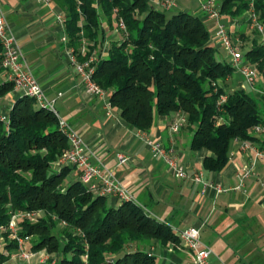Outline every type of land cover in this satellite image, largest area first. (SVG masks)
<instances>
[{
	"label": "trees",
	"instance_id": "16d2710c",
	"mask_svg": "<svg viewBox=\"0 0 264 264\" xmlns=\"http://www.w3.org/2000/svg\"><path fill=\"white\" fill-rule=\"evenodd\" d=\"M53 1L64 13L67 44L79 59L98 50L92 78L133 128L148 131L155 114L181 112L193 127L190 148L211 153L202 161L208 171L223 169L233 140H256L252 128L261 122L264 96L218 83L235 70L216 57L211 30L200 16L185 11L168 15L150 0ZM218 6L228 19L242 20L252 12L264 27V0H220ZM119 19L124 35L103 53L108 31ZM242 58L256 66L261 79L256 88L264 92V43L254 39ZM12 88L11 82L1 83L0 98ZM8 118L7 125L0 121V225L7 226L15 211L43 212L35 223L18 221L19 235L37 236L28 251L56 253L57 264H158L142 245H178L168 224L132 201L112 207L107 197L93 194L79 180L64 184L72 166L52 170L68 146L52 111L23 95L14 101ZM57 226L58 234L53 231ZM8 233L1 234L7 238ZM5 247L15 250L16 242L7 240ZM9 255L0 249V264Z\"/></svg>",
	"mask_w": 264,
	"mask_h": 264
},
{
	"label": "crops",
	"instance_id": "0c3cea01",
	"mask_svg": "<svg viewBox=\"0 0 264 264\" xmlns=\"http://www.w3.org/2000/svg\"><path fill=\"white\" fill-rule=\"evenodd\" d=\"M162 1L150 0L157 8H162ZM205 1L181 0L170 8L200 16L206 26H210V42L217 51L216 57L230 64L227 50L214 35V21L208 19L201 9ZM214 1L218 4L220 0ZM0 5L24 64L30 68L47 97L61 94L56 98L55 108L59 116L82 137L86 151L91 152L90 161L111 170L130 192L133 203L147 215L168 224L173 231L199 228L202 241L213 251L209 264H264V155L257 158L254 154V149L264 153L263 133H253L256 140H248V148L242 147V140H233L223 169L205 170L202 161L211 153L205 148H190L193 127L183 121L176 132L170 131L172 122L184 119L181 112L155 114L151 128L140 131L122 118L118 108H106L108 98L87 94L80 75L66 58V46L62 42V37L66 35L65 16L53 0H0ZM220 21L233 36L239 38L240 43L251 45L254 39L260 42V36L251 28L252 24L250 27L244 22L246 14L242 20L221 15ZM103 25L106 26L105 23ZM119 39L111 34L106 41ZM107 47H103V53H106ZM3 82L1 70L0 84ZM218 83L224 89L242 88L259 96L237 71ZM260 83L258 76V88ZM20 96L22 93L12 88L0 98V110L8 113ZM260 112V124L264 128V102H260ZM147 137L172 150L187 173L200 174L201 181L175 176L160 156L152 155L145 142ZM117 152L128 155V161L118 164ZM55 169L52 166V170ZM245 171L247 174L242 176ZM75 180H78V172L72 167L64 181L70 183ZM204 183L208 185L206 188ZM216 187L221 191L217 192ZM107 200L112 207L120 204L114 197H107ZM1 245L3 253L11 255L2 264H16L18 258L14 256L15 251L8 252ZM142 248L155 256L158 264L194 263L191 252L180 242L177 246L166 247L150 241ZM35 256L34 263H40L39 256Z\"/></svg>",
	"mask_w": 264,
	"mask_h": 264
},
{
	"label": "built area",
	"instance_id": "2783aa9c",
	"mask_svg": "<svg viewBox=\"0 0 264 264\" xmlns=\"http://www.w3.org/2000/svg\"><path fill=\"white\" fill-rule=\"evenodd\" d=\"M174 5L172 0H163L161 3L162 8L169 9ZM201 9L205 12L206 17L214 21L215 24V37L221 43V45L227 50L230 57V65L235 71L239 73L242 80L250 86L253 90L257 91L260 95L264 96V92L257 89L258 70L254 64L248 61H244L242 53L238 47V42L232 40L228 33L227 27L221 23V14L219 6L214 0H206L201 4ZM251 17L252 26L255 27L260 36V42L264 43V27L257 21L256 16L252 12H247ZM61 20L62 16H58ZM118 29L125 31V24L122 19L117 21ZM67 36L62 37V42L65 43V55L66 58L74 68L77 74L80 75L82 84L87 94L91 96H97L100 98H108V93L101 88L92 78L94 72V64L97 60V55L92 54L83 60H80L78 53L67 44ZM0 66L4 75L5 82H11L13 89L22 93V96H28L35 99L39 107H43L52 111L58 119V125L61 132L67 139V148L62 151L56 161L53 163L54 168L60 169L65 166H72L78 172V180L85 184L89 191L95 195H101L105 197H114L119 203L124 201H132L130 192L116 179L113 172L105 167L95 164L90 161L91 152L86 151L85 143L80 134L70 126L67 121L60 117L56 108V98L61 94L58 93L57 97L49 98L44 94V91L39 84L38 80L33 75L30 68L26 67L23 62L20 49L17 47L14 37L8 30V26L5 20L4 12L0 5ZM85 54V48L82 46L80 49V55ZM225 100L224 96H221V102ZM106 108L110 109L112 106L107 99ZM0 121L6 123L9 122L8 113L0 110ZM184 119L172 122L170 125V131L176 132ZM252 133H263L264 128L261 124H256L252 128ZM146 144L150 147L153 156H160L167 164L168 169L179 178H189L195 182H200V174H189L180 164L178 157L172 153V150L165 149L163 145L151 138H145ZM242 147L248 148L250 143L248 140H242ZM255 157H262L264 153L258 149H254ZM118 164H123L128 161L129 156L123 152L116 153ZM245 171L242 176H245ZM208 185L205 183L203 187ZM216 191H221V188L216 187ZM37 212L28 211H15L12 213L11 218L7 226H0V231H8L10 238L16 241L17 250L19 256L24 259H29L31 253L24 251L22 242L26 237L20 236L18 233L19 226L17 224L19 218L32 217ZM178 237L179 242L186 247L192 254L193 264H209L210 258L213 254L212 249L202 241L200 229L197 227H188L184 229H175L173 231ZM149 255H152L148 252ZM42 256L43 253H40ZM44 256V255H43ZM84 260L86 255H84ZM56 260L52 261L55 264Z\"/></svg>",
	"mask_w": 264,
	"mask_h": 264
},
{
	"label": "rangeland",
	"instance_id": "374dc122",
	"mask_svg": "<svg viewBox=\"0 0 264 264\" xmlns=\"http://www.w3.org/2000/svg\"><path fill=\"white\" fill-rule=\"evenodd\" d=\"M176 1H178V2H180L181 0H176ZM176 1H174L173 0V2L175 3ZM163 9V8H162ZM179 9L178 8H175V7H172V8H170V9H167L166 10V12H167V14L168 15H170V14H172V13H175V12H177ZM246 14V19H251V17L248 15V13H245ZM251 22L250 23H248V25L251 27ZM210 26H208V28H209ZM251 28H253V30H255L254 28L255 27H251ZM113 35V36H116L117 38H120V37H122L123 35H124V33H123V31L121 30V29H118V27H113L112 29H110L109 30V32H108V36L109 35ZM253 35L255 34V32L254 33H252ZM257 34V36H259V33L257 32L256 33ZM236 42H238V47L240 48V51H241V53L243 54V52L247 49V47H250L251 45H250V43L247 45V44H245L244 42V44H242V43H240L238 40H236ZM109 40H107L106 42H105V44L103 45V47L104 46H108L109 45ZM102 48V47H101ZM100 48V50L102 51V49ZM87 50V49H86ZM97 51L98 50H96V51H94V52H92L91 53V55L92 54H97ZM220 53L222 54V52L220 51ZM236 76L237 75H235V78H236ZM64 184H67V182H64ZM13 213V212H12ZM12 215V214H11ZM11 215H10V218H11ZM43 216V212H41V211H38L37 212V214H34L32 217H29V218H19L18 219V221L19 220H22V219H27L29 222H31V223H35V222H37V220L40 218V217H42ZM10 218H9V220H10ZM9 220H8V223H9ZM63 223V222H62ZM62 223H60V227H62ZM17 224H18V222H17ZM65 224V223H64ZM8 225V224H7ZM1 226V225H0ZM59 226H57L56 228H54L53 229V231L55 232L58 228H60ZM19 230V229H18ZM58 231L59 230H57V234H58ZM2 231H0V245L1 244H3V246L5 247V245H6V243H7V240H11V236H10V234L8 233V235H7V238H5L2 234ZM56 233V232H55ZM20 236H22V235H20ZM23 237H26L24 240H23V242H22V246H23V249H24V251H28V248H29V246H30V244L37 238V236L36 235H33V236H30V235H23ZM13 240V239H12ZM64 240V238L60 235L59 236V241H63ZM16 242V241H15ZM5 244V245H4ZM17 244V243H16ZM2 246V245H1ZM8 250V249H7ZM15 251V258H18V262L16 263V264H28V262L29 263H31V264H35L34 263V258L36 257L35 255H38L39 256V258L41 259V261H40V263H38V264H52V261L53 260H56V262H55V264H57V262H58V254H56V253H48L45 249H40V250H38V251H35V252H31V251H28V252H30L31 253V257H29V259H21L20 258V256H19V252H18V250H17V245H16V248H15V250H12V252H14ZM3 252V251H2ZM8 252H10L9 250H8ZM40 253H43V255L41 256L40 255ZM5 254V253H4ZM9 254V253H8ZM5 255H7V254H5ZM11 257V255H9V258ZM12 263V262H11Z\"/></svg>",
	"mask_w": 264,
	"mask_h": 264
}]
</instances>
